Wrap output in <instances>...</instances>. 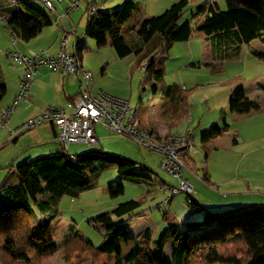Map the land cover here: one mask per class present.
Listing matches in <instances>:
<instances>
[{"label":"trees","instance_id":"1","mask_svg":"<svg viewBox=\"0 0 264 264\" xmlns=\"http://www.w3.org/2000/svg\"><path fill=\"white\" fill-rule=\"evenodd\" d=\"M224 2L223 10L214 0L198 4L192 13V18L196 19L195 26H192L190 21L178 23L189 0H174L161 13L149 17H143L137 3L126 0L122 6L109 9L100 17L95 34V15L87 16L86 33L93 36L98 47L109 44L120 58L133 55L136 68L148 62L144 71L154 84L153 88L161 90L169 102L173 100L170 97H181L179 102L173 103L183 104L181 115L187 116L190 90L181 88L176 82L164 83V63L156 58L160 51H168L175 43L186 41L193 29L203 34L209 50L221 60L234 56L241 45L253 39L264 41V0ZM1 12L11 36L25 42L52 23L41 0H19L17 7L6 6ZM132 19L136 20L138 28L126 35L122 25ZM252 53L256 55L254 51ZM73 55L81 61L83 52L76 49ZM257 57L264 60V53ZM4 93L5 85L0 80V99ZM227 107L238 115L261 110L257 102L247 97L242 87L229 96ZM212 130L213 134L202 133L203 142L215 133L228 130L224 117L221 124L213 125ZM187 136L190 137L189 132ZM69 154L60 145L56 152L17 164L14 168L15 183H6L5 177L1 181L0 239L3 244L0 245V264H45L59 247L67 264L84 258L90 259L92 264H164L163 248L171 238L175 239L170 245L172 264H264V203H251L214 213L205 210L193 233H182L178 228H172L161 235L155 244V261L148 251L150 230L145 229L140 238L135 239L124 226L122 217L139 205L135 200L119 203L110 211L89 220L105 229V238L98 245L92 246L80 233L73 231L58 246L52 239L59 199L63 195L75 198L81 190L90 188L92 183L87 176L96 177L114 168L119 177L133 182L149 179L145 165L101 148L72 153L75 162ZM183 159L186 163L185 156ZM116 185L118 191L123 190L122 183ZM191 198L189 206L198 205L193 195ZM35 218L38 220L33 223ZM120 240H131L132 246L122 261L107 263L106 259L120 253Z\"/></svg>","mask_w":264,"mask_h":264},{"label":"rangeland","instance_id":"2","mask_svg":"<svg viewBox=\"0 0 264 264\" xmlns=\"http://www.w3.org/2000/svg\"><path fill=\"white\" fill-rule=\"evenodd\" d=\"M2 1L9 4L8 0ZM125 1L126 0H102L99 3L100 10H98L93 18L94 34L97 31L96 29L100 17L107 10L122 6ZM129 1L137 3L139 9L143 12V17H146L145 15L150 13L153 15L161 13V11L166 9L174 0ZM205 1L207 0H189L178 23L181 24L190 21L191 25L195 26L196 19L192 18V13L198 4ZM215 1L218 3L219 9H225L224 0ZM9 5L17 7V3ZM86 5V2L81 0L80 8L74 9L76 12H79L78 15L81 14L80 18L82 23H85L87 18L85 13L86 9L84 11V7L87 8ZM1 6L0 12L2 10ZM136 28H138V24L135 19L129 20L122 25V29L126 35H128V33H134ZM82 32L83 31H80L79 33ZM71 35L74 36L73 34ZM10 37V32L5 27V20L3 17H0V62L3 72H5L4 78H6L8 83V92L2 96L0 103L7 106H10L15 99V97L14 99L12 97L6 102L10 96L15 77L18 72L22 70L23 65L5 55L4 52L12 51L30 56L31 52L29 49L33 47V41L28 45L27 42L15 37L16 43H12ZM87 39L91 44L83 58L92 62L94 60H99L98 57L94 56L97 52L96 48H99L95 44V39L91 35H87ZM194 42L193 39V41H191V46L193 48L195 45L197 46V43ZM71 46L72 40H69L68 50L71 49ZM206 46L209 51L207 43ZM101 48L104 47L102 46ZM183 48V45L175 43L169 51H160L158 53V57L160 58L158 59L163 60L164 63L165 73L163 81L165 84L176 82L179 85L184 84L188 88L193 87L196 83L199 84L197 87L194 86L195 89L191 94H188L187 98V113L189 112L188 106L190 104L193 110L188 114H192L194 119L190 123H188L190 120L189 117L186 118V120L183 118L180 119L182 124L180 123L178 126L176 125L175 128H172L174 133L171 132L170 134L185 135L187 134V130L191 134L190 137H192V145L195 151L191 153L193 159L189 161V164L187 163V159L185 163L187 169L191 173L186 171L183 173V177H185L192 186L198 185V190L196 188L197 191L194 189L192 193L193 197L197 198L198 205H187L185 203L187 197L186 192L179 190L166 206L159 207V204L168 196L167 185L178 186V179L159 166V160L162 158L161 154L150 151L131 138L114 133L101 124H94L93 130L98 138V142L96 144L71 143L67 149L68 152L78 154L87 150L101 148L105 152L120 155L132 159L141 165H145L149 170V179L146 181L133 182L119 177L114 168H109L96 177L87 176L89 182L92 183L90 188L81 190L79 195L75 198L63 195L59 199V213L53 226L52 239L58 246H61L69 233L73 231L80 233L92 246L98 245L105 238V229L103 226L90 222L89 220L103 212L110 211L112 207L119 203L135 200L139 202V205L132 212H128L122 217L125 220L124 226L135 239H139L145 229L148 228L150 230L148 251L149 255L155 261V252L157 250L155 244L159 242L161 235L172 228H178V231L182 233H193L194 226L196 222L202 219L204 210L214 213L238 206L249 205L251 203H264V147L256 156L248 155L243 157V155H245L244 153H247L251 148V144L248 143L249 136L253 134L264 135V113L262 114L263 120L259 118L254 119V117L249 116V114H232L227 107L229 95L238 89V86L241 85L244 80L247 81V83H245L249 88V96L255 98L260 97L262 102H264V93L258 92L257 89L252 87V83L257 77H262L264 80V60L258 59L250 53L252 49H257V51L264 53V41L253 39L248 44H243L241 46L238 58L225 62L217 60L211 62L207 66H187L186 64L190 60H188V53L186 51L184 52ZM193 52L195 53V49ZM169 54L171 57H169ZM101 58L99 62L102 64L98 65V69H103L106 55L103 54ZM110 73H112L111 69ZM110 73L109 71L107 75H102L100 71H97V75L93 73V83L96 81L102 82L105 86V88H102L103 91L119 98L129 100L132 107H136L139 103H148L155 105L154 107L158 109L163 102H168L161 90L157 89L154 91V84L149 80L148 73L142 70L141 67L136 68L135 61L132 65V69L131 67L129 68L128 64V68L122 66L116 73H112L113 75ZM258 74L261 75L258 76ZM79 75L81 76V74ZM81 82L84 88L85 82L82 77ZM41 95L45 96L43 97L44 99L52 97L45 91H41ZM37 97L40 98V96ZM22 100L25 103V101H29V98L27 96L22 98L19 101L20 103L18 102L19 105L17 107L24 104L21 102ZM224 109H227V123L229 128V133L226 134L234 137L233 135L238 133L245 139L244 142L238 140L239 144L236 146L221 144L224 145V149H216L213 148L214 145H220L225 139L215 138L211 141L204 142L206 143L204 144L201 135L204 132L210 131L212 127L211 122L219 120L218 115ZM12 112L13 117L6 120L0 128V147L11 139L9 137V132L14 130L15 127L21 123V121L19 123L20 118L18 117L19 115H17V111L14 110ZM213 114L217 116L214 119L210 118L209 121L206 120L209 115L213 117ZM38 126L39 125H36L30 130L22 131L19 133L21 135L17 138L16 142L11 141L3 148H0V183L6 174L9 173L8 168L12 170L17 164L27 159H34L60 150L58 142L52 140L49 144L45 145L50 146V150L43 153L37 152V148L40 146L34 148V133L32 134V132L34 128ZM179 129L182 133H175V131ZM204 154H207L206 159L204 158ZM221 164H223V168ZM206 167L209 181L208 179H205L206 181L202 180ZM15 175L9 173L6 180L14 181V178H16ZM209 182L212 183L213 186L217 185L218 188L215 189ZM247 182L250 183V192L246 191L244 188ZM117 183L123 184L122 191H118ZM37 220L38 219L35 218L33 223H36ZM171 239L166 242L163 248L164 264H172L170 245L173 240ZM2 244L3 240L0 239V245ZM131 245V240L127 242L120 240V253L110 256L108 258L109 260L106 259V262L113 263L117 260L122 261L124 254ZM45 264H67L64 262L63 252L60 247ZM71 264H92V261L88 258H84L80 262L73 260ZM214 264L226 263L216 262Z\"/></svg>","mask_w":264,"mask_h":264},{"label":"crops","instance_id":"3","mask_svg":"<svg viewBox=\"0 0 264 264\" xmlns=\"http://www.w3.org/2000/svg\"><path fill=\"white\" fill-rule=\"evenodd\" d=\"M49 1L51 3L52 8H53L52 10L48 9L50 16L52 18V23L50 25L42 28L41 31L34 38H32L31 40H29L27 42L29 45V44H31V41H33L32 42L33 47H32V49H29L31 52V55H34V54L41 52V51H46L49 56H54L60 51L61 40L63 38H66L65 50L70 54H73L76 49L82 50V52H83L82 59H81L82 67H83V69L89 70L92 73V76H93V73L96 74L97 71H100L102 73V75L103 74L107 75L108 71L110 73V69H111L112 73H116L118 71V69L122 66L125 68H128V64H129V68L131 67V69H132V65L135 61L134 56L128 55V56H125L123 58H120L116 55V53L114 52V50L112 49V47L109 44L103 46L104 48H101V47L96 48L97 52L94 54V56L98 57L99 60H97V61L94 60L92 62V61H88L85 58H83V57H85V52L87 51V49L90 48V44H91V42L87 39L88 34L86 33L87 18L85 20V23H82V20L80 18L81 14L78 15L79 12H76L74 9L66 12L67 7L69 6V0H49ZM84 1L87 4V0H84ZM16 3H17V1H16ZM216 4L219 8V5L217 2H216ZM0 6L2 9L1 11L3 12V9L6 6H10V5L3 2L2 0H0ZM79 6H80V3H79ZM78 8H80V7H78ZM85 9H86V11H85ZM84 11H85L86 17H87V8L86 7H84ZM156 12H158V11H156ZM159 12H160V9H159ZM145 13H146V10H145ZM145 16L149 17V16H153V14L150 13V14H147ZM93 30H94V25H93ZM80 31H83V32L79 33ZM71 34H73L74 36H72ZM10 36H11V34H10ZM10 38L12 39V43H16V39L14 36H11ZM193 39L195 41L194 43H197V46L195 45L194 48L191 46V41H193ZM69 40H72V46H71V49L68 50ZM33 43H34V45H33ZM177 43H179V45H183V47H184L183 51L184 52L186 51L188 53V60H190V61L186 64L187 66H207L211 62L221 60V59H218L219 56L216 55L215 52L207 50V46H206V42L204 40L203 34L196 31L195 29L192 30L191 35L189 36V38L186 41L177 42ZM241 46H240V48H241ZM240 48H239L237 54H235L234 56H231L230 58H226L224 60H221V61L225 62L228 60L238 58ZM194 49H195V53L193 52ZM196 49H197V51H196ZM253 51L256 53V55H254L252 53ZM250 53L254 57H257L258 54H263L262 52L257 51V49H252V51H250ZM4 54L6 55V52H4ZM103 54L106 55V58L104 59L105 65H104L103 69H98L99 68L98 65L102 64L99 61H100V58L102 57ZM169 57H171L170 54H169ZM156 58H160V57H158V55H157ZM258 59H260V58H258ZM1 67H2V65L0 62V74H1L0 80L4 83L5 93H7L8 92V83L6 81V78H4L5 72H3ZM23 72H24V66H23L22 70H20L18 72V74L16 75L14 83H13V87L10 91V96L6 102H8L10 100V98L13 97V99H14V97H16V93L18 91V82H19ZM112 73H110V74L113 75ZM79 74H80V72L77 71V72H74L73 74L61 76L58 73L51 71L47 66H39V68H37V74L33 78L32 85L26 94V96L29 98V101H25V103H24V101L22 100L21 102H23L24 104L22 106L17 107L20 103L19 102L17 104L16 108L14 109L17 111V115H19L18 116L20 118L19 123L21 121V123L19 125H21L23 123V121H26L27 119L38 115L40 112H42V110H44L49 105L56 106V107H62V108H65L66 110L70 111V109H68L66 107V101L68 100L67 98H72V99L76 98L83 89H88V91L90 93H94V92H97L99 90L103 91L102 88H105L103 83L100 81H96L95 83H93V81H92L93 85L91 83L87 87L85 85L83 88V86L81 84L82 83L81 82L82 76H80ZM259 75H261V74H258V76ZM149 80L151 81L150 77H149ZM195 82H198V81H195ZM200 82H202V81H200ZM245 82L247 83V81L244 80V82H242V84L239 85L238 88H240V87L244 88L246 91L247 97L249 99L257 102L261 107V110L259 112L251 113V114H249V116L254 117V119L259 118V119L263 120L262 114L264 113V107H263L264 102H262L260 97L255 98V97L249 96V88L247 87ZM194 86L197 87V86H199V84L196 83ZM194 86L188 88L184 84H181V88L190 90L188 92V94L192 93V91L195 89ZM252 87L257 89L258 92L264 93V80H263V78L257 77V79L252 83ZM235 88H237V87H235ZM155 90H157V89H154V91ZM41 91H45L47 94L49 93L52 97L44 99L43 97H45V96L41 95ZM5 93H4V95H5ZM178 94H180V92H178ZM37 96H40V98ZM170 98H172L173 100H171L170 102L169 101L163 102L158 109H157V107H154L155 105H153V104L139 103L136 107H134L136 109L137 124L139 126H142V127L150 128L155 133H157V135L159 137L163 138L166 135L171 134V132L174 133L172 131V128H175L176 125L178 126L181 123L180 119L183 118L184 120H186V118L189 117L190 120L188 123H190L194 119V116H192V114H188V113H191V111L193 110V108L190 107V104L188 106L189 112L187 113V116H185V115L182 116L181 112H182V109L184 108V105L180 104V103H178V104L173 103L175 101L179 102L181 97H179V98L178 97H176V98L170 97ZM1 99H0V102H1ZM8 106L0 103V113H1V110L3 108L8 107ZM226 110L227 109H224L218 115L219 120L211 122L212 127H211L210 131H207V132H211L213 134L214 133L212 130L213 125H215L216 123L221 124V120L223 119V117H224V121L227 123V112H226ZM12 113H11L10 118L13 117ZM232 114H235V113H232ZM216 116H217L216 114H213V117L211 115H209L206 118V120L209 121L210 118L214 119ZM213 119H211V120H213ZM199 123H200V120H199ZM18 126H16V127H18ZM182 127H183V125H182ZM228 130H229V128H228ZM228 130L215 133V135L211 139H209L210 141L215 139V138L225 139L224 141H222V143H220V145H217V146L214 145L213 148H216V149L217 148H223L224 149V147H223L224 145H221V144H229L230 146H236L239 144L238 140H240L241 142H244L245 138L241 134L235 133V135H233L234 137L228 136L229 134H226V133H229ZM56 132H57L56 126L51 124V123H49V124L44 123V124H41L38 127L34 128V130L32 132V134L34 133V142H35L34 148H37V146H40L39 148H37L38 153H43V152L50 150L49 149L50 146H45V145L49 144L52 140L56 141V137H55ZM188 132L189 131L187 130V133ZM175 133H182V132L179 129L178 131H175ZM20 135L21 134H19L18 136L16 135L15 138H11L7 142H11V141L16 142L17 138ZM190 136H191V134H190ZM9 137H10V132H9ZM222 137H225V138H222ZM97 142H98V138H97ZM248 143L251 144V148L249 151H247V153H244L245 155H243V157L248 156V155L256 156L257 153H259L261 150H263L264 135L253 134V135L249 136ZM204 144H206V143H204ZM185 158L187 159L188 164H189V161H191V159H193L192 154L185 155ZM204 158L205 159L207 158V154H204ZM221 167L223 168V164H221ZM252 169H251V172H252ZM11 171H9V173H12L15 175L14 168ZM187 172H190V171H187ZM8 174H6L4 181H6V183H15L17 181V178H14V181L13 180L12 181L6 180ZM192 174H194V173H192ZM204 178L206 180L208 179V181H209V176L207 177V167H206V171L204 173ZM205 179H202V180H205ZM196 183H198V182H196ZM210 184H211V186H213L212 183H210ZM193 186H194L195 191H197L198 185H196V186L193 185ZM213 187L215 189L218 188L217 185H214ZM196 188H197V190H196ZM244 188L246 189V191L250 192L251 191L250 183L247 182ZM194 199L198 203L197 198L194 197ZM171 240H173V241H171L173 243L175 239L173 238ZM131 246L128 247L127 251L130 249Z\"/></svg>","mask_w":264,"mask_h":264},{"label":"built area","instance_id":"4","mask_svg":"<svg viewBox=\"0 0 264 264\" xmlns=\"http://www.w3.org/2000/svg\"><path fill=\"white\" fill-rule=\"evenodd\" d=\"M41 1L47 9H53L49 0ZM101 1L87 0V16H94L98 12ZM8 2L9 4H15L16 0H8ZM79 3L80 0H69L66 12L78 8ZM65 44L66 38H63L60 42V51L54 56H49L46 51L30 56L12 51L6 52L8 57L24 66V73L18 82V93L12 104L1 110L0 128L10 118L18 102L26 96L39 66H47L51 71L61 76L78 71L86 87L92 83V73L83 69L82 62L75 55L65 50ZM147 65L148 62L143 63L142 70ZM66 107L70 111L62 107L47 106L38 115L27 119L10 131V138H14L22 131L30 130L36 125L51 123L57 128L56 141L67 151L71 143L96 144L97 138L93 126L94 124H101L112 132L129 137L148 150L161 154L162 158L159 160V166L178 179V186L167 185L168 196L159 204V207L166 206L179 190L187 194L185 203L187 205L192 203L191 196L194 188L183 177V173L189 171L183 156L195 151L191 137H188L187 134H169L163 138L159 137L150 128L137 124L136 109L130 105L128 100L101 90L90 93L88 89H83L75 99L66 101ZM69 157L75 162L72 153L69 154Z\"/></svg>","mask_w":264,"mask_h":264}]
</instances>
